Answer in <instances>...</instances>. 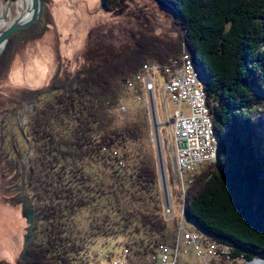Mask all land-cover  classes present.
I'll list each match as a JSON object with an SVG mask.
<instances>
[{
    "label": "trees",
    "instance_id": "16d2710c",
    "mask_svg": "<svg viewBox=\"0 0 264 264\" xmlns=\"http://www.w3.org/2000/svg\"><path fill=\"white\" fill-rule=\"evenodd\" d=\"M161 1L184 25L220 145L217 163L195 178L186 217L217 241L223 261L264 257V0ZM11 60V50L0 56V80ZM117 63L56 74L44 99L38 90L0 99V113L8 104L27 106V180L41 222L39 240L18 264H72L90 242L107 238L123 237L129 250L134 244L138 259L167 243L157 168L136 146L147 130L143 123L118 126L113 114L136 65L125 71ZM74 218L87 227L80 239L66 228Z\"/></svg>",
    "mask_w": 264,
    "mask_h": 264
},
{
    "label": "rangeland",
    "instance_id": "374dc122",
    "mask_svg": "<svg viewBox=\"0 0 264 264\" xmlns=\"http://www.w3.org/2000/svg\"><path fill=\"white\" fill-rule=\"evenodd\" d=\"M8 1L0 0V17L10 15L11 12L9 21L17 18L21 12H27L30 5L29 0H10V5ZM19 1L22 8L18 12ZM183 26L173 7L161 0H43L41 19L18 29L0 52L1 56L6 50H11L12 56L6 76L0 80V99L3 101L16 99L19 95L17 90L26 91L25 95L28 90H31L28 93L38 90V94L45 91L40 95L44 99L46 91L50 92L54 88L51 85L56 74L65 77L67 72L72 75L83 65L86 68L98 64V68L105 69L122 62L117 63L115 68L125 71L129 68L127 63L133 62L136 65V71L133 69L126 74L123 93L114 106L113 114L118 126L143 123L147 130L145 137L136 145L141 149L133 145L132 149L149 154L157 168L158 188L163 200L162 215L167 223V243L156 245L147 256L138 259L134 244L129 245L132 248L129 250L123 237L120 239L117 236L118 241L110 242V238H107L103 242L105 247L99 243L90 245V242L84 248L85 254L80 256L79 252L78 256L75 255L72 264L246 262L244 259L223 261L214 253L217 241L186 217L185 207L187 201H190L195 178L209 164L217 163L220 145L214 132L210 146L213 152L209 154V160L196 162L190 157L188 160L196 168L192 172H183L181 165L184 162L179 159L174 136V120L177 110L182 108L184 113L191 110L187 108L189 101H176L167 86L177 68L189 64L194 68L193 73L197 71L192 79L198 80L194 85L199 89L198 93L203 97L211 117L203 72L192 53ZM6 27H0V30ZM136 50L141 51L139 59L132 56ZM130 55L132 60L126 61ZM111 73L110 77L116 74V70ZM31 98L28 97L27 101H31ZM8 105L0 113V264H18L27 248L39 240L41 222L37 218L34 192L29 189L30 183L27 180L31 169L26 163L31 151L25 123L27 106L19 109L15 108L16 104ZM190 105L192 107V103ZM260 107V114L263 115L264 104ZM211 120L214 125L212 117ZM5 137L6 140H3ZM24 207L33 210L32 233L27 231L29 223ZM77 218L71 219L66 227L76 233V238L87 229L85 221L81 225L80 218ZM28 233L30 236L25 247V236ZM164 247L172 249L173 255L177 251V259L172 258L166 263L160 261ZM222 248L225 251L228 249L225 246ZM252 262L256 264L258 261ZM262 262L264 264L263 259Z\"/></svg>",
    "mask_w": 264,
    "mask_h": 264
},
{
    "label": "built area",
    "instance_id": "2783aa9c",
    "mask_svg": "<svg viewBox=\"0 0 264 264\" xmlns=\"http://www.w3.org/2000/svg\"><path fill=\"white\" fill-rule=\"evenodd\" d=\"M193 70L194 68L192 66L190 67L189 64H184L182 67L176 69L175 74H173L174 76L167 84L172 95L176 97L174 99L176 101H185V103L189 101L187 108L192 110L188 113H184L182 108L177 110L174 120V136L178 145L179 159L181 162H184L181 166L185 173L192 172L196 168V166H192L188 158L192 157L196 162L209 160V154L213 152V147L210 148L211 137L215 132L209 111L205 106V101L203 97H200L198 93L199 89H196L194 85L198 80L196 79L194 81L192 79L193 76L197 75V71L195 74ZM200 92L203 93L201 90ZM191 103L192 107L190 105ZM187 237L192 238L191 235L190 237L187 235ZM160 252H162L161 249ZM172 253V249L164 247L160 261L166 263L172 258L176 260L177 251H175V255ZM151 264H154L153 261H151Z\"/></svg>",
    "mask_w": 264,
    "mask_h": 264
},
{
    "label": "water",
    "instance_id": "95a60500",
    "mask_svg": "<svg viewBox=\"0 0 264 264\" xmlns=\"http://www.w3.org/2000/svg\"><path fill=\"white\" fill-rule=\"evenodd\" d=\"M10 3L11 2L9 0L8 4L10 5ZM42 13H43V0H30V5L28 6L27 12L26 13L21 12L19 16L10 23V25L0 30V49L1 47L3 48L0 50V52L4 50V47L6 46L10 37H12L18 29L25 28L30 24L39 21L41 19ZM24 206L26 207V205ZM24 214L28 217L29 226L27 227V231L29 233H32L31 229L34 223L33 210L28 207L25 209ZM29 233L25 236V247L28 244L27 238L30 236ZM255 258L258 257H254L253 259ZM259 258L264 259V257L261 256H259Z\"/></svg>",
    "mask_w": 264,
    "mask_h": 264
},
{
    "label": "bare ground",
    "instance_id": "6f19581e",
    "mask_svg": "<svg viewBox=\"0 0 264 264\" xmlns=\"http://www.w3.org/2000/svg\"><path fill=\"white\" fill-rule=\"evenodd\" d=\"M25 1V0H24ZM27 2H28V0H26ZM30 1V0H29ZM22 5H21V2L19 1V6H18V12H19V10H21V7ZM6 11H9V8H6ZM26 13V12H25ZM7 16H8V18H7ZM7 16H1L0 17V27L2 28L3 26H8V25H10V23L12 22V21H9L10 20V16H11V12H10V15L8 14ZM6 24H8V25H6ZM192 111V110H191ZM190 111V112H191ZM212 121V120H211ZM214 126V125H213ZM223 161V160H222ZM215 252V251H214ZM239 259H244L246 262V264H249L250 262L252 263V264H254V262H252V261H258L256 264H263V262H262V259L263 258H255V259H251V260H246L245 258H239ZM263 261H264V259H263ZM244 263V264H245Z\"/></svg>",
    "mask_w": 264,
    "mask_h": 264
}]
</instances>
